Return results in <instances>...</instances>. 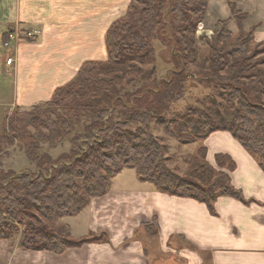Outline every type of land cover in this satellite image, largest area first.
<instances>
[{
    "label": "trees",
    "instance_id": "16d2710c",
    "mask_svg": "<svg viewBox=\"0 0 264 264\" xmlns=\"http://www.w3.org/2000/svg\"><path fill=\"white\" fill-rule=\"evenodd\" d=\"M207 2L130 0L125 16L105 34L106 60L85 62L42 108L15 109L5 119L0 143L19 142L36 171L0 170V241L20 234V248L54 255L88 243L90 238L74 240L61 220L77 216L93 199L106 195L123 170H133L138 181L158 192L203 203L212 213L221 197L248 204L231 185L228 172L234 163L229 157L217 155L216 170L200 147L197 156L188 157L192 169L184 178L166 168L167 147L150 133L155 124L171 134L175 121H164V116L183 97L184 84L195 80L222 101L223 110L189 111L198 116L195 122L184 120L176 134L179 142L194 144L212 133L228 132L264 171V56L259 58L264 44L254 45L251 33H241L232 43L227 22H217L206 41L209 53L200 59L196 32ZM157 41L174 52L175 70L158 81L153 68L145 84L127 92L124 83L146 76L141 66L154 62ZM185 60L203 66L183 72L179 62ZM81 124L84 130L71 139L69 154L53 160L40 152L42 143L54 147Z\"/></svg>",
    "mask_w": 264,
    "mask_h": 264
},
{
    "label": "crops",
    "instance_id": "0c3cea01",
    "mask_svg": "<svg viewBox=\"0 0 264 264\" xmlns=\"http://www.w3.org/2000/svg\"><path fill=\"white\" fill-rule=\"evenodd\" d=\"M129 4L0 0V116L43 106L85 62L106 60L105 34ZM224 21L233 39L251 33L254 45L264 44V0H208L198 31L211 39L216 23ZM16 26L41 34L23 37L6 51V33ZM8 57L14 58L12 66L5 64ZM200 143L211 167L217 168V155L233 161L231 185L248 204L221 197L212 213L203 203L158 192L138 181L133 170H123L106 195L61 220L74 240L90 238L88 243L54 255L24 250L18 237L1 240L0 264H168L175 259L181 264H264V171L228 132L212 133Z\"/></svg>",
    "mask_w": 264,
    "mask_h": 264
},
{
    "label": "rangeland",
    "instance_id": "374dc122",
    "mask_svg": "<svg viewBox=\"0 0 264 264\" xmlns=\"http://www.w3.org/2000/svg\"><path fill=\"white\" fill-rule=\"evenodd\" d=\"M199 26L200 24L198 25V28ZM196 36L200 59H203L209 53L206 41L210 39H208L209 37L207 39H203L206 38V36L204 33H202V31H198V29ZM235 40L236 39H233L232 43H234ZM253 48L254 45L251 47V49ZM154 49V62L152 64L141 66V69L146 73V76H144V78H141V76H135L131 83H124V87L127 92H135L138 88L145 84V78L148 77L153 68L156 70V78L158 81L166 79L171 74V72L175 70V66L173 62H171V57L174 54L171 48H165L160 42L157 41L155 42ZM262 56H264V54H260L259 58H263ZM190 62L191 61L187 60L179 62L180 69L183 72L194 73L198 71V68L201 66V64H194ZM148 81L149 80H146V82ZM221 102L222 101L219 98L211 94L210 89H208L205 84H200L195 80H188L184 84L183 97L180 100L170 104L169 109L164 116V121H175V125H171L170 128L171 134L166 131L165 126L151 124L150 133L152 136L155 137L162 145L167 147V152L165 155V166L167 169L181 177L189 178L192 164L188 160V157L195 155L197 156L196 153L198 148H200L201 143L196 142L194 144L182 145L177 139L176 134H178L180 126L184 124V120L190 119L191 121L195 122L199 112L200 114H206L210 110H223V107H221ZM42 107L43 106L39 108ZM189 111H198V113L196 115H192L189 114ZM2 115L4 116V114ZM3 116H0V130L3 129V125L6 121L3 119ZM83 130L84 124H81L75 129V132L73 130L69 136L57 139L54 147H50L48 144L42 143L40 152L42 154L50 155L53 160L58 159L63 154H69L71 150V139L75 134L81 133ZM29 131L32 134L36 133L33 129H29ZM7 140L9 141L0 143V170L3 172L11 170L18 174L23 172L34 173L36 171V167L26 159L19 142L12 139ZM215 169L217 170V168ZM126 171L133 173L131 170ZM192 177H194V175ZM17 237L20 238V234ZM170 259H166L165 261L169 262ZM168 264H181V261L175 259L173 263Z\"/></svg>",
    "mask_w": 264,
    "mask_h": 264
},
{
    "label": "built area",
    "instance_id": "2783aa9c",
    "mask_svg": "<svg viewBox=\"0 0 264 264\" xmlns=\"http://www.w3.org/2000/svg\"><path fill=\"white\" fill-rule=\"evenodd\" d=\"M40 34L41 32L38 30H27V31L24 30L23 31L20 28H18V26H16L15 29L6 33V40H4L3 42V48L6 51H10L12 45L20 41L23 37L31 40V39L39 37ZM5 64L7 66H12L14 64V58L8 57L5 61Z\"/></svg>",
    "mask_w": 264,
    "mask_h": 264
}]
</instances>
